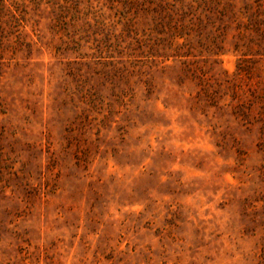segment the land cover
Segmentation results:
<instances>
[{"label":"rangeland","instance_id":"1","mask_svg":"<svg viewBox=\"0 0 264 264\" xmlns=\"http://www.w3.org/2000/svg\"><path fill=\"white\" fill-rule=\"evenodd\" d=\"M0 264H264V0H0Z\"/></svg>","mask_w":264,"mask_h":264}]
</instances>
